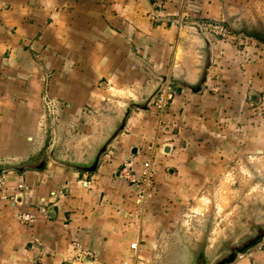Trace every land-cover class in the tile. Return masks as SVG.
I'll return each mask as SVG.
<instances>
[{"label": "crops", "instance_id": "0c3cea01", "mask_svg": "<svg viewBox=\"0 0 264 264\" xmlns=\"http://www.w3.org/2000/svg\"><path fill=\"white\" fill-rule=\"evenodd\" d=\"M263 153L264 0H0V264H213L264 220L214 244L198 217L233 196L206 187Z\"/></svg>", "mask_w": 264, "mask_h": 264}, {"label": "rangeland", "instance_id": "374dc122", "mask_svg": "<svg viewBox=\"0 0 264 264\" xmlns=\"http://www.w3.org/2000/svg\"><path fill=\"white\" fill-rule=\"evenodd\" d=\"M257 108L261 109L262 106ZM256 112L259 113L260 111L257 110ZM257 116H260V113L257 114ZM222 184L224 186H222ZM220 185L226 190H228L229 185H231L230 191L233 196V213L231 215L221 213L220 216H218V214L212 210L213 213H208L203 216L200 215L198 217L202 219L199 221L200 226L202 228L204 227L208 233L212 234L214 244H220V242L224 241L222 240L224 236L228 238L230 235L233 236L243 233V229L246 227V223L250 218H256L254 220H264V213H259L260 211L258 212V210H256L259 208L258 205L257 208L255 205L256 199L263 200L264 204V153L262 155L252 154L247 158H240L237 156L231 167L223 173L219 181L214 183L211 188L206 187L205 196H207L209 200H212L214 191L220 187ZM228 194L222 193L225 197H228ZM216 199L220 200L222 205L228 201L224 200L220 194ZM252 214H254L253 217Z\"/></svg>", "mask_w": 264, "mask_h": 264}, {"label": "built area", "instance_id": "2783aa9c", "mask_svg": "<svg viewBox=\"0 0 264 264\" xmlns=\"http://www.w3.org/2000/svg\"><path fill=\"white\" fill-rule=\"evenodd\" d=\"M201 32L208 40L211 41H224L231 42L233 44L239 43L241 40L240 36L234 35L230 29L223 22H214V21H204L198 24V32ZM171 95L168 94L167 88L163 85L158 94L152 99L150 108H155L159 112L165 111L167 103L170 101ZM131 168L132 161L128 160V162L124 165V171L127 176H131ZM154 175V171L152 170L150 164H146V168L143 175V182L147 185L152 183V178ZM6 179L4 175L0 174V195L3 194L5 190ZM20 189H24L23 185H20ZM145 192L142 191V194ZM22 221H25L29 224L34 222V217L30 214H23L20 216ZM138 243H134L132 248L137 249ZM79 248V245L76 247ZM254 249L260 250L264 252V240H262ZM80 253H83L82 251ZM90 257L92 254L86 253V256Z\"/></svg>", "mask_w": 264, "mask_h": 264}, {"label": "water", "instance_id": "95a60500", "mask_svg": "<svg viewBox=\"0 0 264 264\" xmlns=\"http://www.w3.org/2000/svg\"><path fill=\"white\" fill-rule=\"evenodd\" d=\"M199 33L208 41L209 40L199 31ZM164 83L160 84V86L154 91L150 99L148 100L144 109H148L149 104L151 103L152 99L158 94L161 90ZM130 109L127 111V116L129 115ZM125 123V121H124ZM124 128V124L121 126V129ZM119 130L115 133L116 136ZM114 136V137H116ZM106 151V148L102 150V153ZM97 164L91 169V171H95ZM41 168V167H40ZM1 174V172H0ZM262 240H264V225H254L253 226V234L247 236L245 239L239 241V243L231 245L227 253L222 256L220 259L216 260L213 264H231L233 263L240 255L246 253L247 251L255 248Z\"/></svg>", "mask_w": 264, "mask_h": 264}]
</instances>
